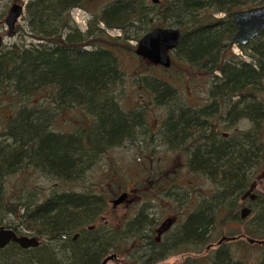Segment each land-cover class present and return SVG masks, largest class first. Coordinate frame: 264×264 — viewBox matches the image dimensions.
<instances>
[{
    "label": "trees",
    "instance_id": "16d2710c",
    "mask_svg": "<svg viewBox=\"0 0 264 264\" xmlns=\"http://www.w3.org/2000/svg\"><path fill=\"white\" fill-rule=\"evenodd\" d=\"M263 3L264 0H27L24 17L31 39L0 47V98L8 104L15 100L13 112L0 126V225L5 223L16 232L20 226L43 239L38 246L28 248L8 242L0 247V264H99L110 251L116 255L129 251L130 262L114 258L120 264H147L170 253L196 252L207 246L211 240L208 232L216 225L220 212H227L229 219L239 222L236 199L264 157V29L247 43L237 44L250 57L242 59L231 51V37L236 30L232 15L241 8ZM75 6L91 15L84 30L70 15ZM154 25L181 28V38L170 54L171 64L163 68L174 66L176 58L200 74L211 76L209 100L201 107L176 104V88L168 81L147 75L139 81L151 89L155 102L166 106L159 132L168 134L171 148L176 143L183 147L193 144L188 169L212 179L213 188L203 197L198 188L200 195L192 209L178 200L177 206L184 209L174 208L179 210V217L173 227L162 231L159 241L156 235L151 236L150 229L157 218L144 214L142 209L123 218L111 230L86 227L106 209L110 196L106 190L63 189L38 198L29 191L24 196L17 195L21 188L16 183L11 184L12 189L7 187L8 177L27 167L65 180L78 176L96 154H104L125 136L132 138L136 126L146 125L143 110L121 106L117 97L108 94L124 79L117 49L123 41L138 39ZM109 28L120 33L107 34ZM40 97L43 100L38 103ZM68 106L81 109L84 115L87 125L80 123L79 132L53 128L54 117L60 111L67 112ZM218 110L223 113L218 116L222 117L221 124L244 119L249 126L229 134L217 128L205 132L207 126H217L211 119ZM196 129L200 133L191 136ZM146 130L147 125L143 132ZM158 171L156 177H151L150 172L146 179L151 178V189L156 186L155 193L160 195L177 181ZM148 190L141 188L139 196L148 198ZM166 192V197L171 198ZM14 193L16 200L12 199ZM259 202L262 203L253 216L258 222L254 219L252 224L259 236L251 235L252 238L264 237V200ZM183 210L186 215L182 219ZM74 231L77 236L72 240L69 234ZM52 242L62 247L64 257H54ZM209 256L206 262L212 264H243L233 258L228 245L219 244ZM257 264H264V252Z\"/></svg>",
    "mask_w": 264,
    "mask_h": 264
},
{
    "label": "rangeland",
    "instance_id": "374dc122",
    "mask_svg": "<svg viewBox=\"0 0 264 264\" xmlns=\"http://www.w3.org/2000/svg\"><path fill=\"white\" fill-rule=\"evenodd\" d=\"M26 1L0 0V33L4 35L2 44H11L12 42L21 43L22 41H29L31 39L27 33L28 26L24 17V8L22 9L23 12L20 17L16 20L10 35L6 34L8 26L3 21L7 9L13 2L25 4ZM70 15L80 30H84L88 24V20L91 19L89 11L78 6L71 8ZM100 25L102 26V24ZM106 32L112 35L120 33L116 28L106 29ZM137 40L132 38L131 40H127L128 42L123 41L121 47L117 49L124 79L122 82H118L113 88H110L108 95L113 94V96L117 97L121 106H126L128 109L143 110L146 118L144 124L147 125L148 130L143 132L144 128L146 129V125L136 126L132 138L125 136L119 143L111 146L104 154H96L92 158V162L89 164L86 163L88 166L84 164L83 169L78 173L79 175H73L71 179H60L52 174H46L39 168L27 167L20 169L14 175H10L8 177L7 187L12 189L14 187L11 184L16 183L17 187L20 186L21 188L17 195L24 196L29 191L38 198H44L51 191L59 192L63 189H75L79 191L88 189L97 192L106 190L110 195L107 199L106 209L98 216L99 218L94 223L86 227L90 229L102 228L111 230V227L118 226L123 218L128 219L142 209L144 214L146 213L148 216L154 215L157 218V222L150 228L152 230L151 236L154 237L156 235L155 229H157V235H159L160 231L162 232L171 225L173 227V224H175V214L179 210H174V208L184 209L177 206L178 200H180V203L185 204L188 210L192 209L197 204L196 200H198V195H200L198 188L203 192L201 196L203 197L205 193H208L213 188L214 184L212 179L207 178L205 175L192 174L189 171L187 161L193 144L189 147L187 145L183 147V144L176 143V147L171 148L167 142L168 134L164 130L159 132L160 130L158 129L163 128L160 126L166 117V106L154 101L153 92L146 85H142L139 78L147 75L149 78L156 76L166 82L168 81L176 88V100H178L176 104L179 105V102H181L187 106L201 107L207 104L209 100L207 90L211 82V76L200 74L190 64L187 65L185 62L176 58L174 59L177 62L170 69H165L156 64L154 66L150 61L144 57L142 58L133 51ZM231 51L242 59H250L244 50L235 43L231 44ZM42 98H39L38 103L42 102ZM14 101L13 98L12 103L8 104L7 100L0 98V126L3 125V120L13 112L15 107ZM172 106L175 108L176 105L173 103ZM68 109L67 112L60 111L54 117L53 128L55 130L79 132L80 123L87 125L83 119L84 115L81 113V109L79 110L75 106H68ZM221 112L222 110H218L213 118L211 117V121L215 120L217 126H207L204 129L205 132L209 133L217 128L220 129L222 134H229L235 131L246 130L249 126L247 120L244 119L237 120L235 124L231 125H226V123L221 124L222 117H218L223 115ZM195 131V133L191 131V136L200 133L197 129ZM158 169L166 177L172 176L177 181V184H171L169 189L160 195L155 193L156 186L151 189V183H153L151 178L149 180L146 179L150 172H152L151 177H156L157 172H159ZM252 174L254 187L249 193L258 192L264 195V157L261 166ZM143 187L149 189L146 191L149 199L146 198L145 191L141 192L145 195L143 198L139 196V190ZM121 191H125L128 194L127 198L118 203L116 207H113L110 199ZM166 191L169 192L171 198L166 197ZM17 195L14 193L12 199L16 200ZM174 195L177 199H174ZM243 201L245 205L248 203L246 199ZM257 203L253 202L252 206L250 205L251 208L253 207L251 211L245 212L242 209L241 211L239 210L241 214V220L239 222L232 221V218L229 219L227 212H220L216 217V225L208 232L211 239L209 244L202 246L200 250H196V252L187 250L185 252L170 253L162 259H157L147 264H191V260H193V264H210L209 255L218 248L219 244L228 245L233 258H239V260L243 261V264H257L261 259L262 252H264V246L253 241L249 242L251 235L259 236L254 230L256 225H252L254 221L250 219L255 216V208L258 207ZM185 215V211L183 210V215H180V217L183 219ZM9 218L15 220L14 215H9ZM254 219L258 222L256 220L257 218ZM2 225L5 226V223ZM258 226L260 227V225ZM17 231L28 235H35L33 233L29 234L27 230L20 226L17 227ZM225 235L227 237H224ZM76 236V231L69 234V238H72V240ZM38 238L40 241L43 239L42 237ZM256 238L262 239V237ZM58 241L62 244L65 242L64 240ZM52 244L53 248L56 249L51 252L55 258L60 259L66 255L65 252H60L62 247L58 246L59 244L52 242L51 246ZM110 253L114 252L110 251ZM116 257L129 262L132 259L129 251H126V253L119 252L114 258ZM114 258L109 259L106 264H120L119 259ZM207 258L209 259L208 262H206Z\"/></svg>",
    "mask_w": 264,
    "mask_h": 264
},
{
    "label": "water",
    "instance_id": "95a60500",
    "mask_svg": "<svg viewBox=\"0 0 264 264\" xmlns=\"http://www.w3.org/2000/svg\"><path fill=\"white\" fill-rule=\"evenodd\" d=\"M156 2L157 0H151ZM24 8L23 3L13 2L7 9V13L3 18L7 24L8 30L6 34L10 35L14 28L16 20L22 14ZM232 23L236 26L235 32L232 34L231 41L235 44H244L259 35L264 29V3L251 8H241L236 10L232 15ZM181 28L178 26L154 25L151 29L142 33L138 38L133 51L144 57L151 63L168 67L171 64L170 54L175 50L180 40ZM3 34L0 33V47L3 43ZM127 193L121 191L115 197L110 199L111 205H116L127 198ZM76 235V234H75ZM74 235V236H75ZM14 242L23 248L30 246H38L41 242L35 235L18 233L12 227L0 225V247H4L8 242ZM256 242L264 246V239L252 238L249 242ZM115 253H108L104 256L99 264H106L109 259L114 258Z\"/></svg>",
    "mask_w": 264,
    "mask_h": 264
},
{
    "label": "flooded vegetation",
    "instance_id": "af4514ba",
    "mask_svg": "<svg viewBox=\"0 0 264 264\" xmlns=\"http://www.w3.org/2000/svg\"><path fill=\"white\" fill-rule=\"evenodd\" d=\"M253 175V174H252ZM252 175H251V180L249 181V183H248V186L247 187H245L244 188V190H242L239 194H238V197H237V201H236V206H235V214H238L239 213V215L241 216V214H240V211H241V209H242V211H245V212H248V211H251V210H253L251 207H250V205L252 206V204H253V202L255 203V201H257V202H259V200H264V195H263V193H262V195H261V193L259 194L258 192H254V193H249V191L254 187V181H253V179L254 178H252ZM261 196V197H260ZM244 199H246L247 201H248V203L245 205L244 204ZM261 203L262 202H259V203H257V205L258 206H260L261 205ZM240 210V211H239ZM176 215V218H175V220H177V218H178V214L176 213L175 214ZM242 215H244V214H242ZM243 217V216H242ZM251 220H253L254 221V218L253 217H251L250 218ZM158 224H160V223H158ZM156 230V238L157 239H159V241L161 240V235H162V232L160 231V233H159V235H157V229H155ZM241 237V236H240ZM231 239H233V238H231ZM236 239H238V238H236ZM250 239H251V237H250ZM210 257V256H209ZM211 258V257H210ZM209 258V259H210ZM237 258V257H236ZM210 264H212V261H211V263Z\"/></svg>",
    "mask_w": 264,
    "mask_h": 264
}]
</instances>
